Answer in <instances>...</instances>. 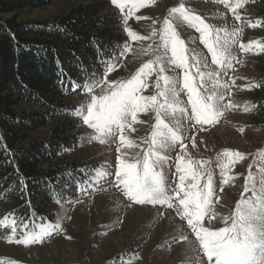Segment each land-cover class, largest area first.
Instances as JSON below:
<instances>
[{"label":"rangeland","instance_id":"obj_1","mask_svg":"<svg viewBox=\"0 0 264 264\" xmlns=\"http://www.w3.org/2000/svg\"><path fill=\"white\" fill-rule=\"evenodd\" d=\"M94 0H51L41 8L27 7L20 11L22 21H51L57 16L67 13L70 9ZM184 3L192 13L199 15L204 21L215 28H239L236 43L231 48L232 66L212 64L211 53L200 39V33L187 22L177 18L174 26L180 37L185 41L190 63L193 55L201 62L202 71L219 73L212 80L206 76L205 88H212L214 81L218 80V90L224 93L222 104L230 101L234 107L226 108L218 121L212 124L198 125L186 116L189 113H175V120L181 125V141L176 146L162 153L168 157L163 172L168 181L175 186L178 183L176 163L178 155L196 161H208L204 167L213 173L214 208L223 215L234 211L236 203L243 193L248 198L251 193L244 192L245 177L251 171L258 174V166L264 160V97L256 87L264 84V71L262 65V51L260 44L264 43L263 22L259 16L260 5L255 0H246L243 6L236 10L240 20L236 19L231 7L235 0L228 4L220 0H155L139 8H133L132 0L125 3L123 11L116 5H111L110 10H116L122 20L124 45L127 43L130 50L124 55L121 51L111 63L116 65L115 71L108 74L110 81L125 80L130 78L147 60L152 59L151 52L146 54L148 46L158 42L156 39L132 40L125 31L131 28L140 36H150L153 27H157L164 17L168 16L169 9ZM108 11V10H107ZM106 11V12H107ZM127 16V25L124 17ZM141 17V19H137ZM156 22L154 24L153 22ZM256 25L255 27L251 25ZM213 32V38L215 36ZM223 32L220 33L223 36ZM252 47L244 51L241 44ZM170 56V52H169ZM208 67L204 68L203 65ZM171 74V66L163 65ZM182 82L183 70L176 69ZM192 73L196 68L191 69ZM101 73L99 76H103ZM155 72L147 78L148 87L143 89V95L155 93ZM197 80L199 78L197 77ZM195 82V81H194ZM227 84L225 89L222 86ZM252 85H256L251 87ZM203 94V90H202ZM181 105L190 109L186 90L179 97ZM70 105H86L90 97L84 89L76 91L67 97ZM250 102V103H246ZM34 109L27 103H21L19 108ZM154 113H139L138 119L143 123L133 124L135 131L125 129L126 137L138 142V146L121 147L118 137L115 141L100 143L89 139L94 130L83 123L78 117L79 125L75 129L79 140L77 145L65 155L53 161L60 165L65 172L82 170L83 179L76 178V193L66 197L67 200L55 202L56 219L52 223L39 222L36 225L16 224V239L22 235L39 232L42 227L59 224L60 229L46 234L37 243L21 245L9 243L7 237L12 233L11 220L0 227V264H194L199 254V244L195 234L187 225L186 219L176 215L175 206L168 209L166 205L136 204L124 195L123 186L118 185L115 175L96 179L94 169L106 165V171L114 173L117 165V156L127 153L128 158L142 157L146 150L141 142L152 130L155 123ZM57 120L38 129L28 138L26 144L43 140L50 133ZM181 144L183 147H181ZM195 145V146H193ZM117 147L121 151L117 152ZM187 149L185 153L184 149ZM223 149L238 151L245 154L243 159L236 158L228 170V176L234 177L224 183L225 176L221 175L220 163L226 159L218 160L217 154ZM47 166V165H45ZM205 178L201 179L203 184ZM223 189V191H221ZM216 197L219 203H216ZM206 226L214 229L223 227L219 217L209 225L208 217L204 221ZM26 226V227H25ZM187 237V239H182Z\"/></svg>","mask_w":264,"mask_h":264},{"label":"snow or ice","instance_id":"obj_2","mask_svg":"<svg viewBox=\"0 0 264 264\" xmlns=\"http://www.w3.org/2000/svg\"><path fill=\"white\" fill-rule=\"evenodd\" d=\"M126 2L128 0H111V3L121 11ZM154 2L155 0H132V6L139 8ZM220 2L228 4L229 0H220ZM244 2L246 0H235V4L231 7L234 14ZM177 18L187 22L200 33L202 43L211 53L212 64L232 66L234 57L231 48L236 43L237 33L241 29L233 28L231 32L227 28L214 29L199 15L190 12L183 2L169 9L168 16L164 17L157 27H153L150 36H140L131 28L125 27V31L134 41L149 39L158 41L155 47L150 44L146 50V54L151 52L153 58L142 64L130 78L110 81L108 74L115 71L116 65L110 62L111 58L103 59V53L97 46L98 60L103 66L104 75L101 77L94 70L82 68V82L72 81L73 90L84 89L90 97L86 105L82 104L74 112L76 116L82 118L85 125L94 130V134H91L89 139L106 143L115 141L118 137L121 147L138 146L137 141L126 137L125 129L135 131L133 124L143 123L138 119L139 113H154L155 123L150 134L141 138L146 148L142 157L128 158L126 152L122 153L116 158L114 173L107 172L106 165H103L94 169L97 174L96 179L99 181L114 174L118 182L117 186L122 185L124 195L136 204L166 205L168 209L175 206L176 215L186 219L187 225L198 241L200 253L206 257L205 260L198 254L194 264H264V160L258 166V174H254L251 171L252 165H249L244 192H250L251 195L245 198L242 193L234 211L228 215L220 214L214 208L213 173L204 167L208 161H196L178 155L174 174L178 176V183L173 186L164 175L163 167L167 164L168 157L162 153L174 148L177 142L181 141V125L175 120L176 112L189 113L186 118L202 126L217 122L224 109L235 106L231 101L227 105L221 103L225 97L224 93L218 90V80L214 81L212 88L204 87V77L207 76L212 80L219 73L202 71L201 62L195 55L192 56L190 63L189 56L186 55L185 41L174 26V20ZM127 19L128 17L125 16V25ZM236 19L240 20L239 14H236ZM153 23L156 24L155 21ZM214 31L216 34L213 38ZM221 32L224 33L223 36L220 35ZM251 47L252 42L248 45L241 44L244 51ZM260 49L264 51V43L260 44ZM126 50H130L127 43L121 47V55H124ZM165 63L174 66L171 68V74H168L163 66ZM193 67L196 68L195 73L191 72ZM203 67L207 68L208 65L205 63ZM176 69L183 70L182 82ZM154 72L155 93L143 95V89L148 87L147 78ZM254 86L256 85L251 87ZM222 87L226 89L228 85L224 84ZM185 90L190 109L183 107L179 99L180 94ZM121 147H117V152L121 151ZM184 151L186 153L187 149L185 148ZM261 151L264 150L258 149V153ZM244 156L243 153L229 149H223L217 154L218 160L226 159V162L218 165L221 168V175L226 177L224 183L234 179L228 176V170L235 163L236 158L243 159ZM202 178H205L203 184H201ZM215 202L219 203L218 197ZM206 216L209 225L219 217L224 226L218 229L206 226L203 222ZM7 220L6 215L0 220V227H3ZM16 224L13 214L12 233L7 240L9 243L25 246L40 242L46 234L50 235L60 229L57 223L16 239ZM182 239L186 240L187 237ZM10 264L17 262L12 261Z\"/></svg>","mask_w":264,"mask_h":264},{"label":"trees","instance_id":"obj_3","mask_svg":"<svg viewBox=\"0 0 264 264\" xmlns=\"http://www.w3.org/2000/svg\"><path fill=\"white\" fill-rule=\"evenodd\" d=\"M50 1L0 0V220L14 214L21 225L54 222V203L76 193L75 176L83 179L82 170L65 172L53 163L79 140L77 106L66 99L80 91L72 81L82 82V68L98 75L104 70L97 46L112 62L124 45L111 0L81 4L50 22L20 20L24 8ZM255 1L264 25V0ZM261 56L264 71V51ZM256 89L264 97V84ZM21 103L35 108L20 109ZM55 119L45 139L26 144L31 133Z\"/></svg>","mask_w":264,"mask_h":264}]
</instances>
